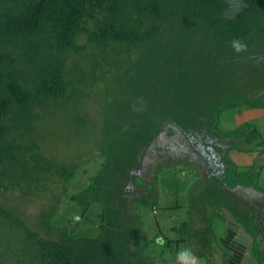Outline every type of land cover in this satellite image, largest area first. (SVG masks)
Listing matches in <instances>:
<instances>
[{"label": "trees", "instance_id": "trees-1", "mask_svg": "<svg viewBox=\"0 0 264 264\" xmlns=\"http://www.w3.org/2000/svg\"><path fill=\"white\" fill-rule=\"evenodd\" d=\"M237 39L244 52L231 47ZM93 96L102 162L70 192L80 162L48 157L39 134L58 107H86ZM240 107L264 110V0H0V195L15 190L27 200L48 181L53 193L37 223L44 235L0 203V264H157L154 247L141 243L140 212L164 209L161 188L184 207L185 182L174 163L158 166L152 181L132 172L168 125L211 147L222 164L219 175L200 167L204 179L188 189L186 213L195 209L204 226L190 232L192 220L181 222L175 246L209 247L216 219L249 225L255 211L236 188L258 187L257 175L238 170L229 150L254 147L257 128L219 122ZM72 122L85 128L89 119ZM63 206L80 210L79 220L62 215Z\"/></svg>", "mask_w": 264, "mask_h": 264}, {"label": "rangeland", "instance_id": "rangeland-1", "mask_svg": "<svg viewBox=\"0 0 264 264\" xmlns=\"http://www.w3.org/2000/svg\"><path fill=\"white\" fill-rule=\"evenodd\" d=\"M97 95V94H95ZM98 100L93 96L86 107L80 105H71L58 107L57 112L52 118L46 120L41 127V133L39 134L42 147L47 152L48 157H54L61 163L69 164L70 162H80L78 165V173L74 180L73 186L69 188L70 192H74L79 187H85L92 177L100 168L102 157L97 151L102 144L101 133L98 121L100 120V113L98 108ZM234 113L233 110L225 111L220 117V127L223 130H229L232 125H228L226 119L231 117ZM77 115H83L86 119H89L88 125L85 128H80L79 125L75 124L73 118ZM236 126V125H235ZM197 139L190 136L187 133H183L177 127L168 125L162 129L159 134L153 139L147 149L140 156L139 167L132 172V176L138 177L145 181H152L154 171L158 166L173 165L176 166L174 169H181L177 173V176L181 182H185L186 192L181 193L179 199L181 203L185 204L184 207L175 208L176 197L171 191L160 189V200L159 205L163 210H157L153 213H146L141 211V218L144 220V227L141 231V243L145 250H151L153 247V253L157 264H161L158 254L161 253L167 264H177L178 257L188 256L191 254L199 259V264H223L226 260L225 247L217 239L223 235L224 221L223 219H216V241H213L211 249H205L202 247L203 241L191 240L193 244L180 243L175 246L174 241L179 238V234L173 230L174 227L179 226L183 221H191V225H186V228L193 232L197 228L204 226L203 221L196 217V210H192L191 213H186L190 204L188 201L190 186L204 179V175L200 167L211 168L213 175H219L221 173L222 164L220 163L219 156L216 151L211 147L203 145V143H196ZM219 146L227 147V143L219 141ZM235 158V157H233ZM260 159V156L258 157ZM182 163H179V162ZM264 159L257 165L264 164ZM189 165V166H188ZM167 169V168H165ZM255 169V167H254ZM238 170L241 171L240 168ZM243 169L242 172H246ZM248 171V170H247ZM198 173V176L195 174ZM210 174V173H209ZM211 174V175H212ZM55 178H52V180ZM257 183L264 189V178L257 177ZM55 183V182H54ZM60 189V183L56 184ZM52 182L48 181L44 192L38 193L35 197H30L27 200H23L20 193L15 190H9L0 195V203L7 208L13 209L17 214L21 215L30 225L44 235L43 230L39 229L38 220L39 215L43 212L48 204L52 201ZM54 187V186H53ZM56 187V186H55ZM197 188V187H196ZM128 190H137V186L130 181ZM197 192L194 193L197 195ZM238 194V192H236ZM255 194V195H253ZM259 192H250L247 196H243L244 202L251 205L253 208H259L258 205H264V201ZM63 206L62 215L65 217H74L78 219L80 210L70 209L68 206ZM197 207V204L194 206ZM133 208V207H132ZM131 208V209H132ZM251 208V207H250ZM211 211H207V215ZM253 210V209H250ZM80 218V217H79ZM79 220V219H78ZM193 222V225H192ZM195 222V223H194ZM80 229L83 230L89 225H82ZM195 224V225H194ZM163 237V239L172 241L171 248H160L158 244H154L153 241L156 237ZM156 243V242H155ZM156 245V246H154ZM175 247V248H174ZM148 254V253H146Z\"/></svg>", "mask_w": 264, "mask_h": 264}, {"label": "crops", "instance_id": "crops-1", "mask_svg": "<svg viewBox=\"0 0 264 264\" xmlns=\"http://www.w3.org/2000/svg\"><path fill=\"white\" fill-rule=\"evenodd\" d=\"M233 111L232 116L226 119L228 125H232L231 130L244 123H251L257 128L258 135L256 136L257 140L254 147L246 145V150H229V157L241 171L243 169L253 170L260 180L264 178V164L257 165L256 163H259L260 159L261 161L264 159V146L259 144L264 141V110L240 107ZM259 156L260 159H258ZM257 186L248 188L239 186L236 188L238 192L236 196L244 201L241 197L247 196L250 192H259L262 197L260 201H264V189L259 186V183H257ZM249 207L255 211L249 225H240L230 216L224 222L223 235L217 238L227 250L226 260L223 264H264V205H258L259 208L257 209L251 205ZM247 226L253 229L254 235H252L253 232H250ZM229 233L230 237L228 236ZM226 236H228V240H225ZM213 243L212 241L209 247L205 246V249L210 250ZM175 260H177V264H199V259L191 254L185 257H178Z\"/></svg>", "mask_w": 264, "mask_h": 264}, {"label": "clouds", "instance_id": "clouds-1", "mask_svg": "<svg viewBox=\"0 0 264 264\" xmlns=\"http://www.w3.org/2000/svg\"><path fill=\"white\" fill-rule=\"evenodd\" d=\"M231 47L233 48V50L236 52V53H241V52H244L246 49H247V45L245 43H243L241 40H233L231 42ZM156 244L158 245H163L165 244V240L163 239V237H157L156 238Z\"/></svg>", "mask_w": 264, "mask_h": 264}]
</instances>
